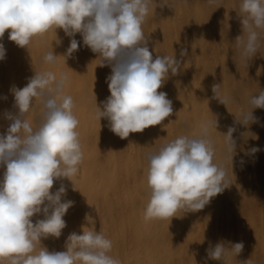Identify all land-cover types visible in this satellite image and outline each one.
<instances>
[{
	"label": "rangeland",
	"instance_id": "rangeland-1",
	"mask_svg": "<svg viewBox=\"0 0 264 264\" xmlns=\"http://www.w3.org/2000/svg\"><path fill=\"white\" fill-rule=\"evenodd\" d=\"M167 3L171 7H161V0H153L155 11L143 25L153 59L157 55L180 59L181 50H187L179 74H169L158 89L167 93L173 106L172 115L161 124L121 139L110 131L106 118L100 122L95 118L96 107L103 110V102L110 96L106 78L111 66H97L99 54L83 44L80 33L74 37L79 42L78 51L66 64L58 57L56 65L51 66L42 62L45 51L53 47L55 55L63 56L69 47L70 38L62 29L34 41L28 49L9 40V29L0 40L6 50L5 59L0 60V135L6 134L11 123L5 113L18 112L10 92L13 86L25 87L35 71L67 73L65 94L71 95L76 105L74 114L79 120L77 131L84 159L73 183L67 178L54 181L51 191L64 184L68 191L63 199L74 201V205L63 217L66 227L61 236L42 238L44 247L65 251L71 233L82 234L84 227L94 226L113 242L110 255L121 264H221L209 259L206 250L222 240L244 244L242 252L231 256L226 264L250 258L253 264H264V108L253 110L256 123L244 126L237 120L242 112L250 110L248 98L264 90V29L258 30L259 52L246 62L236 42L243 35L241 0H217L216 5L207 0ZM213 84H221V95L230 96L232 103L225 106L213 98ZM41 110L40 102L34 101L26 114L33 127L40 120ZM215 116V162L227 170L228 188L203 210L178 212L171 221L145 222L149 199L147 154L180 135H198L201 123L215 120ZM229 127L235 128L233 139L237 143L236 152L231 154L232 164L225 152L224 134ZM253 147L259 151L245 154ZM5 170L0 167V179ZM37 219H43V215L34 216L33 223Z\"/></svg>",
	"mask_w": 264,
	"mask_h": 264
},
{
	"label": "clouds",
	"instance_id": "clouds-1",
	"mask_svg": "<svg viewBox=\"0 0 264 264\" xmlns=\"http://www.w3.org/2000/svg\"><path fill=\"white\" fill-rule=\"evenodd\" d=\"M207 2L217 4V0ZM164 5L171 7L167 0H161L160 6ZM153 11V0H0V40L10 29L9 40L28 49L34 41L62 29L70 38L66 53L57 56L52 47L42 57L44 64L55 66L58 57L66 64L78 51L79 42L74 37L80 33L83 44L99 54L97 66H111L106 78L110 96L103 102V110L96 107L95 118L99 122L106 118L110 131L126 139L130 133L143 132L172 115V101L158 89L169 74H179L187 55V50H181L180 59L175 55L153 59L143 30ZM240 17L243 35L236 42L241 59L248 62L261 48L258 30L264 29V0H241ZM5 55L0 43V60ZM68 82L67 73L40 70L22 89H10L18 112L5 113L11 123L6 134L0 135V167L6 169L0 179V264H121L110 255L113 242L94 226L84 227L82 234L71 233L65 251H49L41 243L42 238L61 236L66 227L63 217L74 205V201L63 199L68 191L64 184L51 191L54 181L67 178L73 183L84 159L77 131L79 120L74 114L76 105L73 97L65 94ZM220 89L221 84L212 85L213 98L227 106L231 97L222 96ZM34 101H39L42 108L35 127L26 119ZM247 102L250 110L236 117L244 126L257 122L253 110L264 108V90ZM217 127L215 116V120L201 123L198 135H180L147 154L149 199L145 222L171 221L178 212L203 210L228 188L227 170L215 162L212 130ZM234 131L229 127L224 134L231 164V154L237 148ZM257 151L253 147L245 154ZM73 189L77 190L74 184ZM41 214L43 219L33 223L32 218ZM86 219L92 224L90 217ZM243 248V242L222 240L206 252L209 259L226 264ZM239 264L253 261L250 258Z\"/></svg>",
	"mask_w": 264,
	"mask_h": 264
},
{
	"label": "bare ground",
	"instance_id": "bare-ground-1",
	"mask_svg": "<svg viewBox=\"0 0 264 264\" xmlns=\"http://www.w3.org/2000/svg\"><path fill=\"white\" fill-rule=\"evenodd\" d=\"M60 33V32H59ZM62 33V32H61ZM63 35V34H62ZM65 36V35H64ZM62 38H64V37H62ZM64 40V39H63ZM61 41V40H60ZM34 44V43H33ZM65 45V44H64ZM35 47V46H34ZM62 56V55H61ZM26 58V57H25ZM62 61V60H61ZM179 79H180V77H179ZM191 88V87H190ZM194 89V88H193ZM191 92V91H190ZM194 93H195V91H194ZM71 94V93H70ZM196 95V94H195ZM197 96V95H196ZM209 101V100H208ZM232 103V102H231ZM212 110V109H211ZM104 140V139H103ZM102 147V146H101ZM102 152V151H101ZM86 153V152H85ZM88 153V152H87ZM104 154V153H103ZM116 157V156H115ZM122 163V162H121ZM123 164V163H122ZM83 177V176H82ZM94 184V183H93ZM77 224V223H76ZM80 228V227H79ZM229 229V228H228ZM230 232V231H229ZM128 241V240H127Z\"/></svg>",
	"mask_w": 264,
	"mask_h": 264
}]
</instances>
